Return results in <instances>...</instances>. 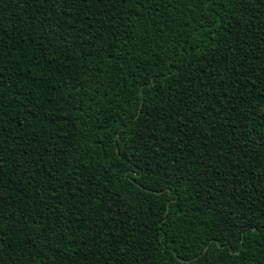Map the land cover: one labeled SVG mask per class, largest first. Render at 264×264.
<instances>
[{"label":"trees","instance_id":"1","mask_svg":"<svg viewBox=\"0 0 264 264\" xmlns=\"http://www.w3.org/2000/svg\"><path fill=\"white\" fill-rule=\"evenodd\" d=\"M0 264H264V0H0Z\"/></svg>","mask_w":264,"mask_h":264},{"label":"water","instance_id":"2","mask_svg":"<svg viewBox=\"0 0 264 264\" xmlns=\"http://www.w3.org/2000/svg\"><path fill=\"white\" fill-rule=\"evenodd\" d=\"M206 249H207V248H206ZM206 249H205V250H206Z\"/></svg>","mask_w":264,"mask_h":264}]
</instances>
